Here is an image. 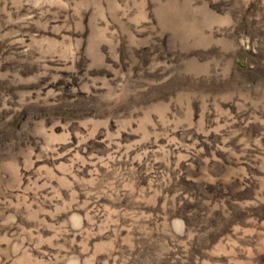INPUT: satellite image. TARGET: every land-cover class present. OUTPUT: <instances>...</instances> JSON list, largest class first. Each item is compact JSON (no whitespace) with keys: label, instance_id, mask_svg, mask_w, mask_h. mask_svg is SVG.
<instances>
[{"label":"rangeland","instance_id":"374dc122","mask_svg":"<svg viewBox=\"0 0 264 264\" xmlns=\"http://www.w3.org/2000/svg\"><path fill=\"white\" fill-rule=\"evenodd\" d=\"M0 264H264V0H0Z\"/></svg>","mask_w":264,"mask_h":264}]
</instances>
